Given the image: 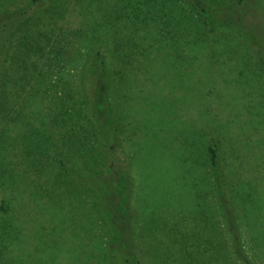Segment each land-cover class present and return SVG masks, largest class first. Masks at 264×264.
Segmentation results:
<instances>
[{
  "label": "rangeland",
  "instance_id": "rangeland-1",
  "mask_svg": "<svg viewBox=\"0 0 264 264\" xmlns=\"http://www.w3.org/2000/svg\"><path fill=\"white\" fill-rule=\"evenodd\" d=\"M262 31L264 39V25ZM211 39L215 54L209 48L208 52L205 48L183 51L187 53L185 60L198 57L197 61L191 60V72L188 69L196 76L187 74V61H175L162 52L151 63L139 58L126 65L131 68L125 72L130 77L127 87L134 90V102L127 106L132 109L128 114L132 125L126 124L128 129L124 131L129 138L125 150L134 154L133 190L127 208L133 215L131 227L140 237L144 264H240L233 254L213 183L198 163L211 142L220 143L221 154L227 159L230 196L237 209L244 250L254 264H264V205L257 209L256 203L257 197L264 203V73L258 74L264 54L238 30L220 31ZM146 45L140 51L133 49L137 57H143ZM65 67L70 66L66 63ZM145 122L150 125L148 129ZM19 133L29 136L26 131H13L14 146L9 149L8 159H12L11 168L16 172L23 167L20 163L26 162L22 151L31 147L26 139L18 138ZM84 136L79 141L80 154L75 141H68V137L64 143L71 155L64 143H58L59 151L74 172L91 179L94 189L95 162L97 152L103 157V140L99 137L97 142L91 135ZM114 157L118 160L114 167H129L123 149H118ZM102 161L100 158L97 163ZM50 167L48 170H55ZM105 177L101 175L100 182L108 183ZM58 181L53 198L46 195L41 200V196H36V206L29 183L20 180L14 193L16 200L10 205L12 220L17 226L22 224L23 231L19 236L12 235L14 253L8 259L14 264L108 262L106 255L96 258L99 245L107 239L105 229L95 230L96 219L109 212L102 204V192L98 190L96 198L88 197V191L64 177ZM109 185L119 188L113 180ZM8 197L9 192L0 187V207ZM7 215L0 211L1 229L7 225Z\"/></svg>",
  "mask_w": 264,
  "mask_h": 264
},
{
  "label": "trees",
  "instance_id": "trees-1",
  "mask_svg": "<svg viewBox=\"0 0 264 264\" xmlns=\"http://www.w3.org/2000/svg\"><path fill=\"white\" fill-rule=\"evenodd\" d=\"M263 25L264 0H0V187L9 192L7 203L0 207L8 214L4 221L7 225L4 230L0 228V264H14L8 259L14 253L11 237L23 231L22 224L17 226L12 220L10 205L16 200L14 193L20 180L29 183L33 203L38 206L36 196L52 199L59 177L88 191V197L96 198L98 190L102 192V204L110 213L95 221V230L105 229L107 235L96 258L106 255L107 264H144L140 237L131 227L133 215L127 208L133 190L134 154L125 150L129 138L124 131L128 129L126 124L132 125L128 120L132 109L128 107L134 102V90L127 87L130 77L125 72L131 68L126 65L139 58L151 63L162 52L175 61H187L185 69L192 75V61L198 57L185 60L187 53L183 51L209 48L215 54L211 36L227 30L242 32L264 54ZM104 37L107 42L101 41ZM144 45L143 57H137L133 49L140 51ZM260 60L258 74L264 73L263 57ZM125 89L128 92L119 93ZM149 103L156 108L154 101ZM145 123L148 129L150 125ZM63 127L67 130H61ZM15 129L26 131L29 136L19 133L18 138L31 144L22 151L26 162L20 163L23 167L17 172L11 168L12 159H8ZM84 135H91L97 142L103 140V157L97 152L95 162L94 189L91 179L74 172L59 151V144L68 137V141H75L80 154L79 141ZM120 148L129 163L124 170L114 167L118 163L114 156ZM204 154L198 163L213 183L233 254L240 264H254L244 250L237 209L230 196L227 159L221 154L220 143L206 145ZM100 158L103 161L98 164ZM101 175L108 183L100 182ZM112 180L118 182V189L110 188ZM248 199L251 202V197ZM261 201V197L256 198L257 209H263Z\"/></svg>",
  "mask_w": 264,
  "mask_h": 264
}]
</instances>
